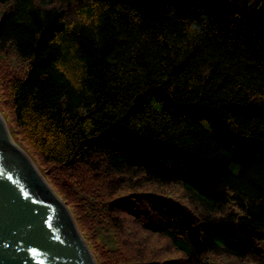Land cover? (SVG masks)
<instances>
[{"label":"trees","instance_id":"16d2710c","mask_svg":"<svg viewBox=\"0 0 264 264\" xmlns=\"http://www.w3.org/2000/svg\"><path fill=\"white\" fill-rule=\"evenodd\" d=\"M0 112L98 264H264V0H0Z\"/></svg>","mask_w":264,"mask_h":264},{"label":"water","instance_id":"95a60500","mask_svg":"<svg viewBox=\"0 0 264 264\" xmlns=\"http://www.w3.org/2000/svg\"><path fill=\"white\" fill-rule=\"evenodd\" d=\"M0 264H98L68 205L0 113Z\"/></svg>","mask_w":264,"mask_h":264}]
</instances>
